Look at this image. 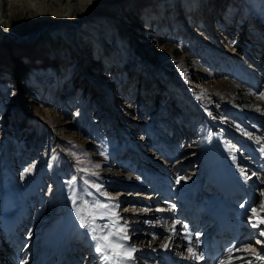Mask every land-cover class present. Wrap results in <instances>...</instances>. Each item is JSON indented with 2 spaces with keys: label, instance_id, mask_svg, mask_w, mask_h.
<instances>
[{
  "label": "rangeland",
  "instance_id": "obj_1",
  "mask_svg": "<svg viewBox=\"0 0 264 264\" xmlns=\"http://www.w3.org/2000/svg\"><path fill=\"white\" fill-rule=\"evenodd\" d=\"M26 1L38 9L45 19L42 7L49 8L48 2L51 0ZM57 1L60 6L66 2ZM68 1L79 4L89 0ZM147 2L148 0H114L101 5H90L89 10L84 11V18H88L86 22L75 24L57 21L45 27L44 32L32 36H13L9 32L0 31V264H47L46 260L50 261L49 264H88L90 242L87 238L78 236L66 239V242L62 239L58 246L60 250L47 254L42 261L45 252L41 248L50 237L46 234L60 224L70 203L69 199L74 197L94 223L99 224V237L109 231L130 237L120 241V244L137 249L133 252L136 264L159 262L164 256L163 245H168L164 251L172 254L167 257L174 262L178 257L173 256L189 252L187 245H179L181 241L178 240L184 232L182 226L175 236H171L158 222L160 218L150 215L162 210L164 205H167L169 213L176 214L170 206L174 201L163 196L149 201L145 193L137 195L128 188L119 190L118 194L115 191L107 193L99 188V184L106 181L104 171L110 168L121 170L117 166L120 158L123 163L130 157L134 158L132 163L126 165L128 168L124 174H140L136 177L145 180V172L140 171L145 168L148 170L147 177L154 178L156 183L166 182L172 193L179 190L187 192L190 187L188 181L200 178L206 183V180L208 183L204 189L206 194H212L211 199L215 193L223 195L216 186L219 185L218 169L213 168V160L220 159L226 168L229 165L227 169L233 170L234 178L241 173L246 178L252 176L249 180L254 182L255 197L257 196L253 198V207L256 212L264 207V195H261L264 191V183L261 182L264 180V152L261 151L264 148V116L255 115V110L244 116L237 113L235 108L225 109L226 111L222 109V101L236 96L230 90L231 86L227 85L228 82L217 77L221 63L229 59L221 54L215 59L214 55L205 54L206 47L194 37L188 36L186 31L176 32L175 27L170 30L172 23L166 16L181 12L187 4L185 0H178L176 6L168 10H163V2H154L159 13H162L157 23L162 21L168 27L163 40L155 42L146 39L155 36L154 31H151L155 27L144 21L132 26L143 17L144 8H151V4ZM213 2H208L207 5L211 9V15L199 18L203 31H207L213 48L219 44L223 48L225 44L224 49H233L242 57L248 58L245 62L237 56L232 59L237 62L233 61L231 65L227 62L225 65L230 71H235L236 64L246 66L247 74L252 76L254 73L257 76L256 90L262 93L264 76L257 74L260 68H264L261 67L264 66L263 24L248 19L246 12L240 8L238 21L231 27L225 25L223 28L212 20V15H218L221 8L219 6L218 9ZM40 3L42 9L39 8ZM221 6L223 7V3ZM258 14L259 19H264L262 12H257L256 15ZM240 18L249 24L247 32L246 28L242 31ZM182 22L180 18L179 23ZM10 27L23 30L22 26ZM134 27L139 30L137 35ZM141 27L142 33H148L144 37L140 32ZM220 34L222 36L219 40ZM179 36L184 38L182 41L185 43H182L186 58L182 66L176 67L162 59L166 54L163 45L165 41L173 40L180 46ZM259 40L263 44L258 42L260 46L257 43L256 49L254 44ZM43 45L52 53L44 54L45 57L49 56V61L32 62L25 69L21 68L17 60H37L43 54ZM62 45L67 50V55L61 53ZM108 58L114 60L108 66L111 68L108 74L114 75L110 84L95 74L97 72L101 75L97 69L99 65L94 64ZM211 60L216 63L214 67L210 64ZM15 66H18L16 71ZM102 67L105 71L107 66ZM161 69L177 77H166L165 83L161 84L156 78L162 74ZM131 81L134 83L130 90L134 91H131V99L124 103L121 99L123 89H119V86L131 84ZM135 82L138 87L135 85L133 88ZM161 86H166L163 97L159 91ZM106 89L114 91L117 96L116 112L109 105ZM154 95H160L157 105ZM252 105L260 112L258 114L264 115V107L255 103ZM237 109L241 111L240 105ZM256 124H262L261 130L256 129ZM177 132L183 138L176 140ZM260 132L262 136L258 142L251 138V133ZM208 137L212 138V143L202 147L201 141L205 139L206 142ZM176 142L178 144L174 145ZM160 149L164 152L159 158L167 162L168 169L152 158H139L141 152L154 154ZM181 164L187 165L181 167ZM204 165L208 166L209 172L202 176ZM180 178L183 179L177 183ZM210 179L216 184H209ZM240 184L243 185L241 182ZM247 192L224 193V196H236L241 202L245 200L241 196ZM205 197L208 200V195ZM211 199L208 201L211 202ZM97 202L107 207H93ZM243 205L244 207L237 205L240 211L251 208L246 202ZM139 213L141 216L137 217V223H132L130 219ZM101 216L104 218L101 219ZM259 216L254 214L255 223ZM182 217L185 220L184 215ZM156 223L158 224L155 225ZM121 225L126 227L121 228ZM91 235L97 237L95 234ZM113 240L115 237L110 236L104 242L109 244L106 251L109 250L112 254L108 263L121 264L122 249L110 243ZM166 241L170 242L166 244ZM253 248L254 254L262 256L264 250L261 251L257 245ZM195 252L193 250L192 253ZM168 259H161V264H165L164 261ZM102 261L100 256L90 263L101 264Z\"/></svg>",
  "mask_w": 264,
  "mask_h": 264
},
{
  "label": "bare ground",
  "instance_id": "obj_2",
  "mask_svg": "<svg viewBox=\"0 0 264 264\" xmlns=\"http://www.w3.org/2000/svg\"><path fill=\"white\" fill-rule=\"evenodd\" d=\"M0 1H1L0 2L1 3L0 4V31H2L3 33L9 32L13 36L19 34L20 36L25 37V36L35 35L38 32L42 33V31L45 29V27H47L48 25H51L52 23H57V21H59L60 23H63V22L64 23L73 22L75 24H77L78 22L84 23L88 19V18H84V11H85V9L89 10L90 5L91 6L92 5H101L103 3L111 2L114 0H93L91 3H88L89 1H87L86 3H79V4L70 3L68 0H66L64 5H61L64 8H62L60 6V4L57 0H51V2H48L49 8H47L45 6L42 7L45 11L44 15L46 14L45 19H44V17L41 16L40 11L38 9H36L34 6H32L30 3H28L26 0H0ZM61 1H65V0H61ZM115 1H117V0H115ZM140 1H142V0H140ZM177 1L178 0H148L147 3L151 4V8L149 6H148L149 9H147V10H145V8H144L145 12H143V17H140V19H139L140 21H136V23L132 24V26L140 25L141 21H144V22L148 23L150 26L155 27L154 29L151 28V31H154L155 36L152 37V39H151V37L150 38L147 37L146 39L153 40V42L158 41L160 39L163 40V36H165V33L168 30V27L166 26V24H163L162 21L160 23L158 22L159 24L157 23V20L162 17L161 16L162 13H159V11L157 10V6L155 7V5H154V2H163L162 3V8H164L163 10H165V9L168 10L171 7L174 8L176 6ZM185 1L187 2V4H186L185 8L181 10V12L179 11L177 14L174 13V14H170V15L166 16L168 18L169 22L172 23L170 30H173L175 27L176 32L177 31H180V32L186 31L188 36L194 37V39H196L197 42H200L203 46L206 47L205 49H207V52L204 51L205 54H212V55H214L213 57L215 59H218L219 54L224 55V56L226 55L227 59H229V61H227V62H229V65H231V63H233V61H234V63L237 62L235 60H232V59H235L237 56H238V59L240 58L241 61L244 60L246 62V60L248 58L242 57V55L239 52H235L233 49H231V50L226 49V48L224 49L225 44H223L224 45L223 48L220 46V44L218 45V47L213 48V46H212L213 44H212L211 39L209 38V36L207 34V31H203L204 27L202 26V22L199 21V18H200V16H203V15L207 16V17L209 15H211V9L208 8L207 5H208V2H213V1L208 0L207 3L204 2V0H189V1L185 0ZM251 1L257 6V8H259L260 11L264 12V0H251ZM233 2H235V0H233ZM233 2L228 3V0L226 2L225 1L222 2L221 0H220V2L218 0H216V1L214 0V2H213L214 6L218 7V9L221 7L219 10L222 9V11L220 12V17L223 14V10H227V13L228 12L233 13V14L236 13V15H234V18H236L234 20V22L229 20V24H227V21L222 20L220 25L223 26V28H225V25H228L231 27L239 19L238 16L240 15L241 9H239V7H238L239 10L236 12V10L234 8L235 4H233ZM222 3H223V7L221 6ZM226 4H227V7H226ZM39 8H41V3H40ZM178 8H179V6H178ZM204 8H205V10H203ZM103 11L104 10H102V13H103ZM48 16H51V17L48 18ZM180 18L183 21L182 23H179ZM240 19H241L240 23H241V25H243V27L241 28L242 31L244 30V28H246V32H247V27L249 26V24L247 22H245L244 19H242V18H240ZM137 20H138V18H137ZM206 20H208V19L206 18ZM184 21H185V23H184ZM14 24H16L19 27L22 26L23 30H16L14 28L11 29L10 26H13V27L16 26ZM134 31H136V32H134V33H136V35L139 32V30H136V28L134 29ZM140 32L141 33L143 32L142 27L140 28ZM57 33L61 34L60 32H57ZM57 33L55 35H57ZM147 34L142 33V37H144L143 35L146 36ZM180 34H182V33H180ZM128 35L130 36L129 32H128ZM222 35H223V33H222ZM222 35L220 34L219 40H220ZM182 39H184L183 36L178 37L180 46L177 45V43H175L173 40L165 41V43L163 45V47H164L163 50H164V52H166V54L162 57L164 62H170L173 65H175L176 67L183 65V62L185 61L184 58H186V56H185L186 54H184V48H183V46H184L183 43H185V42L182 41ZM240 41H242V38L240 39ZM258 42L261 43L262 41L259 40V41L255 42L254 45H255L256 49H257L256 46L259 44ZM230 44L231 43H229V45ZM261 44H263V43H261ZM44 46L45 45H43V49H42L43 54H41V56L37 60H29L28 58H21V59L17 60L18 61L17 63H20V67L25 69V66L32 64V62L35 63V62L41 61V62L45 63L46 61H49L48 60L49 56L45 57V55H47V54L51 55L52 53L49 50L47 51ZM259 46H260V44H259ZM231 47H233V46H231ZM60 50H61V53L65 54V55L68 54L67 50L66 49L64 50L63 45L60 46ZM54 51H55V49H54ZM229 51H231V52H229ZM26 61H27V63H26ZM113 62H114V60L112 58H108L103 62H101L99 60V62L94 63V64L97 63L99 65L98 68L97 67L96 68L99 69V72L101 75H99V73H97V72L95 74L96 75L98 74V76H100L101 78H104V80L103 79L102 80L104 82H106L107 84H110L111 82H113L111 80H113L114 75L108 74L109 71L111 70V68H109L108 66H111L113 64ZM212 62H214V61L211 60L210 64L214 67V65L216 63L214 62L212 64ZM227 62H225V63H227ZM225 63H221V66L217 72V77L223 79L222 81L228 82V84L227 83L226 84L231 86L230 90L232 92L236 93V96L222 101V109L224 111H226L227 109L235 108L237 113L244 115V116L248 115V113H250L251 110H255L254 112H257L255 115L264 116L262 113L258 114L260 112H258L256 109H254V107L252 105L255 103L257 105H261L262 107H264V98H262V94H264V89H263L262 93H258V91L256 90L257 86H258L257 76L254 77V76L247 74V72L245 71V69L243 68L241 63L236 64L235 71H230L227 68V66L225 65ZM103 65L107 66L105 71L103 70V67H102ZM261 67H264V66H261ZM14 68L16 71L18 66H15ZM40 69H43V67ZM254 69H256V68H254ZM164 70L161 69V71H163L162 74L159 75L158 77H156L158 79L159 83L160 82H161V84L165 83L166 77L169 78V77H171V75H173V77H177V75L171 74V73L166 72ZM263 71H264V68H260L258 74L256 72L255 73L258 76L260 75L262 77V76H264V74L262 73ZM167 73H168V75H167ZM108 76H110V77L108 78ZM78 79H80V78H78ZM177 79H179V77ZM130 83L131 84L128 83L125 86H123L124 88L122 87V84H120V86H119V89L125 90V91L121 90V94L123 96V98L121 97V99H123L124 103H127L126 101H129L131 99V97H132L131 91L132 90L134 91V89L130 90V87H131L132 83H134V82L131 81ZM135 85L137 86V82H135V84L132 87L134 88ZM164 87L166 88V86H161V89L159 90L161 92L160 95L162 97L165 95ZM119 89H118V92H119ZM136 89H138V88H136ZM230 90L228 89V91H230ZM105 93H106V97H108V99H109V101H108L109 105H111L112 110L116 112V110H117V107H116L117 96L115 95V92L110 91V89H106ZM126 93H128V94H126ZM127 97H129V98H127ZM173 97L175 98V96H173ZM124 99H126V100H124ZM188 99H190V97H188ZM176 100H178V98H176ZM239 105H240L241 111H239L237 109V106H239ZM122 107L123 106H121V108ZM122 111H123V109H122ZM260 127H262V124L261 125L256 124V129H258V131L261 130ZM260 133L259 134L251 133L253 135V136H251V138L253 140H257V142H258L262 136V133L261 134ZM210 137L207 138L206 142H205V139L202 140L201 143L199 141V143L201 144L202 147H205L206 145L212 143V140H211L212 138H210ZM178 138H183V135L179 134V132H177L176 140ZM177 144H178L177 142L174 143V145H177ZM163 152L164 151L162 149L155 151L154 154H146V153L141 152L139 158H142V159H144V158L151 159L152 158L159 165H161L164 168L165 167L167 168V162L166 161L163 162L159 158V156L161 154H163ZM133 159H132V157H130V159H127L126 163H123L122 158H120V160H119L120 162H118L117 166L121 167V170L110 168V169L104 171L105 172L104 173V175H105L104 179L106 181L109 180L110 182L104 181L105 183H103L102 185L99 184L100 185L99 188H101L104 192H107V193H110V191H115L116 194H118L119 190H123L125 188H128L130 191L137 193V195L145 193V196L148 197L149 201H153V200L157 199L159 196H163L164 198H167L168 200L171 199L172 201L176 202V204L180 207L179 214H183V213H185V211H186V213L189 212L190 214H192V216H191L192 220H189V219L183 220V218L179 214L169 213L167 211V208H166L167 205H164L162 207V210L159 209L158 211H155L152 214H150L151 216H155V217L158 216L160 218L158 222L160 224H162V226H164V228L167 230L166 232L171 234V236L172 235L175 236V233H177L178 229L181 228L180 226L183 227V225L186 224L188 227H187V229H185L183 227V231H184L183 233L185 235L187 234L188 238L189 237L191 238L189 240H193L196 238V233H195L196 230L199 229V227H200L199 223H198L199 220L202 218L205 220V222L210 221V225L214 226L213 230L212 231L206 230V232L201 234L200 238H199L200 239L199 250L202 254L204 253L205 250L212 249L214 247L223 248V251H224L234 244L237 246H242L239 242L236 241V239L230 240L229 243L226 244V242L223 239V235L225 234L224 233L225 228H228V227H231L234 230H236L238 233H240L241 234L240 239H242V238H246L247 240H253L254 239V236H252V233L254 231H257V230L250 226L249 217L248 218L246 217L249 215L248 213H251V211H249V207H247V209L244 211H240L237 204L234 205L233 203H231V202L235 201L234 197L231 198L232 195H227L229 201L225 200V199H227V196L223 197L225 195L224 193H226V194L230 193V192L240 193V192H245L246 190L250 191L253 194V192L255 191V188L253 186L254 182L252 180H249V179L247 180L246 176L242 175V173L240 175L235 174L239 177L234 178L233 177L234 173H233L232 169H227L228 166L226 168V166L224 165V163H222L220 161V159L219 160L214 159L213 160L214 161L213 168L215 167L218 169V184H219L218 189L220 190V192L223 193V195L220 196L218 193L217 194L215 193L213 198L210 200L211 202L207 201L205 203V202H200V201L203 198L205 199V196L207 195L205 192L206 190L204 189V188H206V186H205L206 183H208L206 180L204 181L206 183H203L200 178L199 179L197 178L193 181H188L187 183H189L190 187L187 190V192H185L183 190H179L175 193H172L171 191H169L171 189L168 188L169 185L166 182L156 183L154 181V178L147 177L148 170L145 168L140 170V171L145 172V176H144L145 180H141L140 178L136 177L140 174H138V175L136 174V176L134 175V173L124 174L125 169L128 168V166L126 168V165L130 162L132 163ZM184 165H187V164H181V167ZM207 167L208 166L204 165V168L202 169L203 170L202 176H203V174L205 175L209 172L207 170ZM213 168H211V169H213ZM258 168H259V166H258ZM96 171H99V170L97 169ZM173 171H176V170L174 169ZM211 173H214V171H211ZM225 174H228V175L226 176ZM210 178H212V177H210ZM207 179H209V176L207 177ZM240 182L243 183V185H241ZM210 183L216 184V182H214L212 179H210L209 184ZM222 183H223V185L226 184V187L222 186ZM188 191H190V192H188ZM255 193L256 192H254L252 199L255 197ZM195 197H198L197 200H195ZM69 200H70V203H68L67 211L65 213V216L60 220V224L58 223L53 231L46 234L48 236L50 235L48 242H46V245L44 246L41 244L42 246H44L41 249H43L45 252L44 253L45 255L43 256L42 261H44V258L47 254H53L54 251L60 250V248L58 246L62 243V239L66 242V239H70V238H74V237L77 238V236H78V237L85 238V239L87 238V240L90 242V245L88 248V254H89L88 264H91L90 261H93L95 257L101 256V254H98L95 251L96 244L97 243H104L105 241L93 239L94 236H92L91 234H95V236L99 237V235H98L100 233L99 224H95L94 220L90 218V215L88 213H86L85 211H83L82 204L79 203V201L77 200L76 197L71 198ZM136 200H138V199L136 198ZM171 208H173V207H171ZM229 208L233 209L232 212H231V210L229 211ZM243 209L244 208H242V210ZM77 212L80 213L79 217L77 216ZM255 214L260 215L259 218L261 217V215L264 216V207L259 209ZM250 215H253V214L251 213ZM139 216H141L140 213L136 217H132L130 219L132 221V223H137V220H138L137 217H139ZM237 216H239V217H237ZM195 217H197V218H195ZM259 218H257L256 220L258 221ZM81 219L84 220V222L88 225V227H82L81 226V223H80ZM177 221H179L180 223L177 224L176 223ZM254 221L255 220L253 219L252 222L255 223ZM157 224L158 223H156L155 225H157ZM261 227H264V225H261ZM93 228H95L96 231H92ZM89 230H91V231H89ZM256 236H258V235H256ZM169 237H170V235L167 237V239ZM43 242H44V240H43ZM169 242L170 241H166V244H168ZM258 246H260L259 248H261V251L264 250V246H262V245H258ZM242 247H243V251L236 253V255L251 258L254 260V264H264V260L255 261L256 257H259L261 255L254 254L253 250H252V252H249V249L247 246H242ZM121 249H122V252H121L122 257L120 260L121 264H136L134 259L128 258L129 256L134 257L133 252L129 253L126 248H121ZM164 249H165V247H162V251H163L162 253L164 254L165 257L164 256L161 257L159 262L157 261L155 264H161L163 262V260L161 262V259H163V258L168 259L169 258V257H167V255L169 253L165 252ZM257 252L259 253L258 250H257ZM248 254H251V255L249 256ZM226 255H227V253H226ZM192 259L193 258L191 256H189V257L184 256V257H181L180 259L179 258L176 259V262L177 263H183V264H195ZM167 261H171V260L168 259ZM49 262L50 261L46 260L47 264H49ZM213 263H214V260L211 257H208V258L204 257L202 261H198V264H213ZM33 264H38V263L35 262ZM101 264H105V262L102 261ZM107 264H109V263L107 262ZM226 264H229L228 259H227ZM232 264H242V262L237 260V261H233Z\"/></svg>",
  "mask_w": 264,
  "mask_h": 264
},
{
  "label": "snow or ice",
  "instance_id": "obj_3",
  "mask_svg": "<svg viewBox=\"0 0 264 264\" xmlns=\"http://www.w3.org/2000/svg\"><path fill=\"white\" fill-rule=\"evenodd\" d=\"M89 2H90V0H89ZM262 98H264V94H262ZM261 151L264 152V148H261ZM242 175H245V174L242 173ZM252 175L254 176L255 173H253ZM251 178H252V176H247V179H251ZM181 179H183V178L178 179L176 182L179 183ZM261 182L264 183V180H262ZM97 190L99 191V188ZM261 195H264V191L261 192ZM101 206L102 207H107V205H101L98 202L93 204V207H101ZM174 207H175V205H173V208ZM241 207H244V205L241 204ZM250 211L253 214V215L249 216V224H250V226L257 230V235L259 237H264V227H261V225H264V216H261L256 223H253L252 220H253L254 214L256 213V208L252 207L250 209ZM77 216L78 217L80 216L79 212H77ZM103 218L104 217L101 216V219H103ZM80 223H81L82 227H88V225L84 222L83 219H81ZM176 223L179 224L180 222L177 221ZM102 227L106 228V227H108V225H103ZM120 227L121 228H125L126 225H121ZM183 227L185 229H187L188 226L185 224V225H183ZM92 231H96V229L93 228ZM200 235H201L200 233H196V242L197 243L199 242ZM110 236H114L115 237V240L111 241L110 243L114 244L116 247L126 248L129 253L137 251V249L131 247L130 245L120 244V241L128 240V239H130V237H128L126 234L125 235H120L119 232L112 233L111 231H109L104 236L93 237V239L106 241V240H108V238ZM189 239H191V238L189 237ZM254 243L264 246V240L257 239V240L254 241ZM163 247L167 248L168 245H163ZM107 249H108V244H105V243H97L96 246H95V251L98 254H101V259L105 262V264H107V262L110 259H112V254L110 252L106 251ZM188 251L190 253L193 252V248H192L191 244L188 247ZM242 251H243V247L242 246H237L235 244L232 245L231 247L227 248L226 249V253H227V257L226 258L228 259L229 264H232L233 261H237V260L241 261L242 264H254V260L253 259L247 258L245 256L236 255V253H239V252H242ZM248 255L250 256L251 254H248ZM128 258L129 259H134V257H131V256H129ZM192 258L197 260V261H202L204 257H203L202 253H193V257ZM256 259L264 260V256L256 257ZM218 264H224V260L223 259L219 260Z\"/></svg>",
  "mask_w": 264,
  "mask_h": 264
}]
</instances>
